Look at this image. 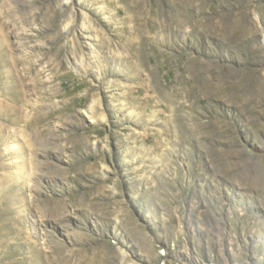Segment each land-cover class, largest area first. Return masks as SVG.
I'll return each mask as SVG.
<instances>
[{"label":"rangeland","instance_id":"obj_1","mask_svg":"<svg viewBox=\"0 0 264 264\" xmlns=\"http://www.w3.org/2000/svg\"><path fill=\"white\" fill-rule=\"evenodd\" d=\"M2 31L0 264H264V0H0Z\"/></svg>","mask_w":264,"mask_h":264},{"label":"bare ground","instance_id":"obj_2","mask_svg":"<svg viewBox=\"0 0 264 264\" xmlns=\"http://www.w3.org/2000/svg\"><path fill=\"white\" fill-rule=\"evenodd\" d=\"M2 40H5L4 39V32L2 31V34H0V53H2L1 55H0V59H2V58H4V57H6V54H7V45H8V43H7V45L6 46H4L5 44L2 42ZM2 42V43H1ZM5 61H6V59H4ZM3 65H4V67L6 68L7 67V63H2ZM15 83L17 84V82L15 81Z\"/></svg>","mask_w":264,"mask_h":264}]
</instances>
